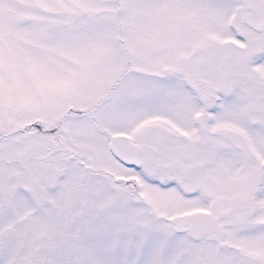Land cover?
Wrapping results in <instances>:
<instances>
[{
  "label": "snow or ice",
  "instance_id": "obj_1",
  "mask_svg": "<svg viewBox=\"0 0 264 264\" xmlns=\"http://www.w3.org/2000/svg\"><path fill=\"white\" fill-rule=\"evenodd\" d=\"M0 264H264V0H0Z\"/></svg>",
  "mask_w": 264,
  "mask_h": 264
}]
</instances>
